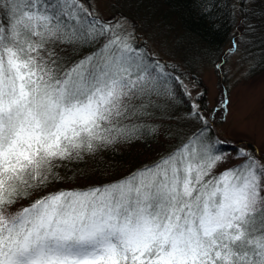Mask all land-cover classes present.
<instances>
[{
  "label": "snow or ice",
  "instance_id": "1",
  "mask_svg": "<svg viewBox=\"0 0 264 264\" xmlns=\"http://www.w3.org/2000/svg\"><path fill=\"white\" fill-rule=\"evenodd\" d=\"M118 24L91 0H0V264H264V155L216 136L200 101L152 164L50 190L156 132L183 85Z\"/></svg>",
  "mask_w": 264,
  "mask_h": 264
},
{
  "label": "trees",
  "instance_id": "2",
  "mask_svg": "<svg viewBox=\"0 0 264 264\" xmlns=\"http://www.w3.org/2000/svg\"><path fill=\"white\" fill-rule=\"evenodd\" d=\"M243 2L246 3L237 15L232 0H124L122 7L126 13L119 15L133 20L135 36L144 40L143 44L135 42L134 45L146 51L154 34L173 38L175 48L171 52L179 63L167 65L170 72L176 69L182 75L183 85L177 89L164 117L148 122L156 132L142 129L145 134L140 138L119 142L92 158L85 157L83 161L69 164L60 172L68 178L67 182L58 183L50 190L81 189L120 180L176 147L179 134L191 132L196 127L183 119L189 106L200 101L205 110L211 112L207 96L200 94L192 100L184 82L192 81L196 87H202L201 70L217 64L227 43L236 37H241L240 44L247 41L248 48L264 53V0ZM139 30H143L144 39ZM256 67L258 72L264 70V60ZM212 119L215 123V116L212 115ZM212 128L218 136L214 124ZM222 140L239 146L231 139Z\"/></svg>",
  "mask_w": 264,
  "mask_h": 264
},
{
  "label": "rangeland",
  "instance_id": "3",
  "mask_svg": "<svg viewBox=\"0 0 264 264\" xmlns=\"http://www.w3.org/2000/svg\"><path fill=\"white\" fill-rule=\"evenodd\" d=\"M123 1L91 0V8L104 21L119 20L117 28L135 36V22L119 15L126 13L122 7ZM243 3L246 2L232 0L237 15ZM142 31L138 33L144 39ZM240 38L236 37L227 43L217 64L201 70L202 87H196L192 81H185L184 85L192 100L206 90L207 105L215 116L214 128L220 139H231L239 146L248 145L258 155H264V70L258 72L256 67L259 62H263L264 53L248 48L247 41L243 40L240 44ZM142 41L138 39L132 43L143 44ZM173 44V38L170 40L168 36L154 34L147 48L158 61L173 65L179 63L171 52L175 48ZM222 100L225 102L222 103ZM221 110L222 114L218 116Z\"/></svg>",
  "mask_w": 264,
  "mask_h": 264
}]
</instances>
